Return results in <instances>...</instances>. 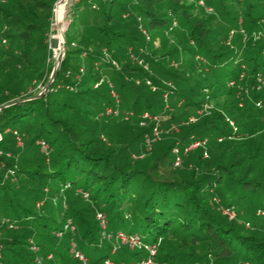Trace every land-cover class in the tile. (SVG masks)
Here are the masks:
<instances>
[{
    "label": "trees",
    "instance_id": "trees-1",
    "mask_svg": "<svg viewBox=\"0 0 264 264\" xmlns=\"http://www.w3.org/2000/svg\"><path fill=\"white\" fill-rule=\"evenodd\" d=\"M56 1L0 0V43L8 39L0 47V106L6 104L0 222L9 217L17 224L0 228V264H106L108 257L147 255L124 243L123 251H113L116 239L105 232L119 231L158 242L157 256L167 264H264L262 226L246 227L238 221L245 214L230 217L212 201L218 195L233 212L244 205L264 220L257 212L264 210V85H255L264 76V37L240 40L236 50L226 44L234 29L264 32V0H131L138 11L134 21L114 25L117 0H105L102 12L93 8L95 0H79L49 90L13 102L38 93L50 77ZM207 7L214 12L204 15ZM141 25L171 33L180 47L147 39ZM177 53L188 57L174 63ZM188 68L206 75L191 78ZM112 89L123 110L165 114L164 125L178 123L177 135L168 133L148 148L152 123L102 113L116 104ZM167 89L173 90L169 106ZM205 100L212 103L209 111L187 122ZM195 139L205 142L184 152ZM99 211L107 216L106 228ZM70 218L74 227L66 228ZM73 238L86 263L75 255Z\"/></svg>",
    "mask_w": 264,
    "mask_h": 264
},
{
    "label": "built area",
    "instance_id": "built-area-1",
    "mask_svg": "<svg viewBox=\"0 0 264 264\" xmlns=\"http://www.w3.org/2000/svg\"><path fill=\"white\" fill-rule=\"evenodd\" d=\"M58 4L55 5L54 7V11L56 10ZM93 7H98L97 3L94 2L93 3ZM54 18L55 15L53 17V22L52 24H54ZM177 21L174 19L172 24L170 25V29H173L174 26H176ZM53 28V25H52ZM141 29L144 32V34L146 35L147 39L151 38V34L150 32L141 25ZM58 31V28H57ZM231 32H233V30H231ZM56 33H52L51 35H53V38H57L55 36ZM6 39H4L5 41ZM60 45H61V40L58 38ZM59 53L57 54V57L59 56ZM132 57L135 61L139 62V64H143L146 65L147 68H149L148 64H145V58L141 57L139 55H136L135 53H131ZM56 57V58H57ZM84 71V67H81V72ZM80 74V73H79ZM79 77L81 75H78ZM104 78H106L105 76L99 81L97 82L95 85L98 86L103 80ZM137 82H140V79L137 80ZM147 82L149 84L153 85V89H156V85L153 84V81L151 80V78H147ZM234 83V79L230 80V84ZM167 84H169V86L173 87V82L172 81H167ZM256 88L257 89H261L262 86L264 85V76L258 75L256 78ZM172 89H167L164 93V98L167 101V105L169 106V96L170 93L172 92ZM112 95L115 97L116 99V104L115 105H110L108 106L102 113L106 114V115H114L120 118H123L125 120H130L133 117L137 116L139 119V122L141 125L146 126L149 123H152V130L150 132L146 133V138H147V147L151 148L153 145V142L158 141L160 139H162L164 137V135L171 133L173 131H177L179 129V125L178 123L172 122L170 123L168 126L163 124V121L166 119V115L165 114H158V113H153L150 110H145L143 112L140 113H136L134 110H123L121 105H120V96L119 93L115 90L112 89L111 90ZM206 97H208V94H206ZM263 103V100L261 98L257 99L256 101V105L261 106ZM212 103L209 100H205L202 105L200 107H198L196 109L195 114H192L188 117V121H194L198 116H200L201 114L207 113L209 111V109L211 108ZM1 110L2 107L0 106V117H1ZM229 122L234 125L233 120H229ZM235 128V126H234ZM2 139V132L0 130V140ZM41 145L44 149V151L48 154L50 151V145L49 143L42 139L41 141ZM205 139H195L193 141H191V143L187 146L184 147V152H186L188 149L195 147L197 145L200 144H204ZM173 152L175 153L174 156V165H179L181 163V150L180 148L175 145L173 147ZM204 155L207 156V152H204ZM2 168V164H0V170ZM85 196L88 197V192L85 193ZM42 202H39L38 204L40 205ZM223 212L228 214L230 217L234 216L233 211L229 208V207H224L223 208ZM259 214H263L264 215V210L263 209H258L257 211ZM97 217L100 220L101 224L103 225L104 228L107 227L108 225V219L107 216L99 211L97 212ZM4 224H8L9 227H16V223L15 220L9 218V217H4L1 222H0V228L4 225ZM65 227L69 228V227H74V223H73V219L70 218L66 223H65ZM63 232H60V235H62ZM106 236L112 237L114 236V238L116 239V241L118 242H122V243H128V244H132L135 246H138L139 249H145L147 251V255L141 258H134V259H128V260H119V261H115L114 259H112L111 257H108L107 259H105V263L106 264H165V262L159 263V261H157V253H158V242L156 243H147L144 242L143 240H141L139 237H136L134 235L131 234H127L124 231H119L115 234L113 233H108L105 232ZM73 246L75 249V255L80 258L84 263H86L88 261V256L80 249L77 247V244L73 238ZM33 248H36L37 246L33 245ZM115 251V248L114 250ZM52 256V254L50 255ZM38 262H42L43 258L40 256L36 257Z\"/></svg>",
    "mask_w": 264,
    "mask_h": 264
},
{
    "label": "rangeland",
    "instance_id": "rangeland-1",
    "mask_svg": "<svg viewBox=\"0 0 264 264\" xmlns=\"http://www.w3.org/2000/svg\"><path fill=\"white\" fill-rule=\"evenodd\" d=\"M77 1H79V0H69V2L67 3V10H66V12L64 13V18H63V23H64V27H66V24H67V22L68 21H70L71 20V14H72V7L74 6V4L77 2ZM96 1V3H97V5H98V10H97V12H102L103 10H104V6H106L107 4H106V1L105 0H95ZM57 2V1H56ZM200 4H202V5H204V1H202V0H200ZM93 6V5H92ZM94 9H96L95 7H93ZM56 10H57V7H56ZM112 11H113V17H112V19L110 20V24H119L120 22H123V21H126V22H132V21H134V15L135 14H137L138 13V11L135 9V7L133 6V4H132V1L131 0H117V2L116 3H114L113 4V7H112ZM212 12H214V10L212 9V8H210V7H207L206 8V10L204 11V15H206V14H209V13H212ZM129 15L127 18L126 17H124L123 15ZM54 15H55V18H54V24H52L53 25V29H56V28H58V26H57V11H54ZM261 20H264V17H261ZM58 22H60V20H58ZM240 23H241V19H240V21H239ZM158 28V27H157ZM151 29L149 32H150V34L154 37V38H157V39H162L163 38V40L164 41H167V42H169V44H168V46L169 47H172L173 45H177V46H179L180 47V44L177 42V38L174 36V35H172L171 33H165V32H162V30H160V29ZM67 30V29H66ZM242 31V32H241ZM76 32H77V30H76ZM55 36L57 37V38H53V35H51V37L49 38V45H50V48H51V52H50V62H52L53 63V68H54V66H55V64H56V60H57V54L59 53V51L61 50V47H60V42H59V40H58V38H59V32L57 31L56 32V34H55ZM249 36H251V38L253 39V40H257V39H259V38H263L264 37V32L262 33V32H254V33H252L251 35H246V32H245V30L244 29H240L239 31L238 30H236V29H234V31L233 32H231V31H229V34H228V37H227V39H226V44H228L231 48H233V49H237V45H238V42L240 41V40H242V41H245V40H247L248 39V37ZM61 38V37H60ZM7 41H8V39H6L5 41H2V43H0V47H1V45H4V44H7ZM67 49V48H66ZM177 56V57H176ZM188 57V56H186V55H184V54H182L181 53V55L179 56V53H177V55H175V59L176 60H172V62H174V63H177L178 62V60H180V59H186V58H182V57ZM179 63V62H178ZM179 64H177L176 66H178ZM207 66V65H206ZM53 68H52V70H53ZM52 72V71H51ZM186 74L189 76V77H191V78H200L201 79V76L202 75H206L205 74V72L204 71H201V70H197V71H194L193 69L191 70L190 68H188L187 69V71H186ZM106 75V74H105ZM48 81V80H47ZM189 81H191L192 82V79H189ZM26 84H28V81H27V79H26ZM46 84V83H45ZM44 87V85L40 88V90L42 89ZM39 90V91H40ZM38 91V92H39ZM112 126V125H111ZM138 128V127H137ZM174 132V131H173ZM172 133V132H171ZM174 135L173 136H176L177 135V133H176V131L173 133ZM172 135V134H171ZM177 141V140H176ZM114 144V143H113ZM175 145H177V144H175ZM178 147H179V145H177ZM180 148V147H179ZM2 152V151H1ZM0 152V153H1ZM155 153L156 152H153V154L151 155V157H154L155 156ZM212 201L213 202H215V203H217L218 204V206H219V208H220V210L221 211H223V208L225 207L224 206V204H222L221 203V200H220V198H219V196L218 195H215V196H213L212 197ZM244 208V205H242L241 206V208ZM241 208H240V212L238 213H236V212H233L234 213V215H236L237 214V216H239V214H245V215H243V216H240V217H238V221L239 222H241V223H245L246 224V227H250V226H252V225H254V226H257V225H259V226H257V227H260V225L262 226V227H260L261 229H264V220L263 219H261L260 217H259V215H254L253 213H252V211L251 210H249V209H247V210H245V208H244V210L245 211H247V212H245V211H243V209H242V211H241ZM260 216H264L263 214H260ZM248 217V218H247ZM249 218H251V220L249 219ZM16 225V227H17V224H15ZM12 228H14V227H12ZM259 228V229H260ZM114 248H115V251H123L124 250V248H122V245H127L130 249H138V246H135V245H132V244H127V243H122V242H118V241H116V240H114ZM162 243V239L160 240V242H159V245ZM34 246H35V244H33ZM33 249H35V248H33ZM198 250V249H197ZM199 252H200V250H198ZM157 261H159V263H162L163 262V260H161L158 256H157ZM165 262V264H167V262L166 261H164ZM191 264H204L201 260H199V261H196V262H192Z\"/></svg>",
    "mask_w": 264,
    "mask_h": 264
},
{
    "label": "water",
    "instance_id": "water-1",
    "mask_svg": "<svg viewBox=\"0 0 264 264\" xmlns=\"http://www.w3.org/2000/svg\"><path fill=\"white\" fill-rule=\"evenodd\" d=\"M60 0H57L56 4H58ZM71 20L67 22L66 24V27L64 29L61 30V50H60V54L59 56L57 57V60H56V64L50 74V77L48 79V81L46 82V84L44 85V87L38 92L36 93L35 95H32V96H27V97H23V98H19L13 102H17V101H21L23 99H28V98H31V97H36V96H40L42 94H44L46 91L49 90L50 86H51V83L53 82V80L55 79V76L60 68V65H61V62L65 56V53H66V48H67V44H66V34H65V31L66 29L69 27V24H70ZM6 105V104H5ZM5 105H2L1 107L3 108Z\"/></svg>",
    "mask_w": 264,
    "mask_h": 264
},
{
    "label": "bare ground",
    "instance_id": "bare-ground-1",
    "mask_svg": "<svg viewBox=\"0 0 264 264\" xmlns=\"http://www.w3.org/2000/svg\"><path fill=\"white\" fill-rule=\"evenodd\" d=\"M69 0H60L57 5V26H58V32H59V39L61 37V30L64 29L65 27L63 26V18H64V13L67 10V3ZM60 20V22H58Z\"/></svg>",
    "mask_w": 264,
    "mask_h": 264
}]
</instances>
